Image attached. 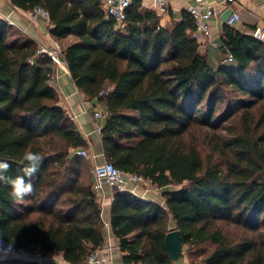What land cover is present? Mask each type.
I'll return each mask as SVG.
<instances>
[{
    "label": "trees",
    "instance_id": "trees-1",
    "mask_svg": "<svg viewBox=\"0 0 264 264\" xmlns=\"http://www.w3.org/2000/svg\"><path fill=\"white\" fill-rule=\"evenodd\" d=\"M102 1L11 4L43 6L57 40L75 35L62 57L105 113L104 158L162 189L163 204L114 190L110 228L122 263L182 264L164 245L179 229L185 251L214 245L202 264H264V40L223 23L217 46L200 50L187 10L163 26L155 8L131 0L118 26ZM38 47L0 17V160L14 178L26 152L42 157L32 195L17 202L0 184V237L62 262L0 264H85L105 241L93 175L76 153L90 143L58 103L56 64Z\"/></svg>",
    "mask_w": 264,
    "mask_h": 264
},
{
    "label": "crops",
    "instance_id": "crops-1",
    "mask_svg": "<svg viewBox=\"0 0 264 264\" xmlns=\"http://www.w3.org/2000/svg\"><path fill=\"white\" fill-rule=\"evenodd\" d=\"M141 2L143 5L157 10L161 18V25L163 26L169 25L173 19L179 20L182 10H186L188 5L200 2L212 6L215 10L216 14L209 20L214 33L221 32L223 23H225L221 16L227 8H231L239 13L240 18L234 26L240 31L250 33L256 27H264V0H238L236 3L230 5L225 0H167V5L162 10L154 0H141ZM0 17L30 37L38 46L50 47L57 41L49 32V22L43 19H32L29 15V10H22L13 6L11 0H0ZM74 39L75 35L69 34L57 42L63 43L65 46ZM207 47L205 46V49ZM53 84L58 93V103L68 112L81 135L90 143V151L95 162H102L104 158L100 134L95 130V125L103 124L104 117L95 118L92 109L98 106V104H95L93 100L85 98L84 94L77 89L65 63L56 67L53 75ZM126 189L133 191L142 198L155 200L161 204L164 203L162 195L159 199L152 198L149 192L150 189H141L132 184L128 185ZM113 192L114 189L108 183L102 184L101 195L98 199L101 203V216L106 226L104 228L105 241L99 249L98 258L100 259V263L104 264H123L121 260L122 253L117 248L116 238L110 228V210ZM2 256L0 254V258ZM46 260H54V258L49 257ZM56 261L62 262V260Z\"/></svg>",
    "mask_w": 264,
    "mask_h": 264
},
{
    "label": "built area",
    "instance_id": "built-area-1",
    "mask_svg": "<svg viewBox=\"0 0 264 264\" xmlns=\"http://www.w3.org/2000/svg\"><path fill=\"white\" fill-rule=\"evenodd\" d=\"M157 6L162 10L167 5V0H154ZM229 5L236 3L238 0H225ZM131 4V0H103L102 8L104 12L113 17L117 22L118 26L123 25V22L126 17V11ZM264 7V6H263ZM187 12L190 17L193 19V37L199 43V49H205V46H217V40L220 33H214L210 26V18L215 15V10L212 6L206 5L204 3H193L187 6ZM29 15L32 19H43L44 21L49 22V13L41 5H35L31 10H29ZM239 13L232 9L230 16L228 17L227 23L232 26L239 20ZM254 37L264 40V27H256L250 31ZM39 53L48 54L53 62L57 66H60L64 63L62 57V49L57 41H55L52 46H39ZM232 55L229 53L224 61L231 60ZM105 113L103 109L93 111V116L95 118L104 117ZM102 124H96L95 130L99 133ZM81 156H89L85 148H80L76 151ZM104 158V156H103ZM93 189L96 196L99 198L102 191V184L108 183L114 190H124L130 184L136 186L138 184H148L152 185L149 179H146L138 174L125 172L105 158L100 163H95L93 166ZM104 221V220H103ZM105 223V222H104ZM106 226V224H105ZM118 248V246H117ZM99 249L93 250V252L88 256L85 264H98L100 263ZM0 254L3 256H18L26 259H35L42 260L46 258H55L57 260H62L61 255L59 254H50L43 255L37 248L33 249H22L17 248L11 241L6 240L3 237H0Z\"/></svg>",
    "mask_w": 264,
    "mask_h": 264
},
{
    "label": "clouds",
    "instance_id": "clouds-1",
    "mask_svg": "<svg viewBox=\"0 0 264 264\" xmlns=\"http://www.w3.org/2000/svg\"><path fill=\"white\" fill-rule=\"evenodd\" d=\"M41 163L42 157L40 154L31 151L26 152L20 161L21 167L19 171L22 175H17L13 178L8 175L11 164L7 161L0 160V184L9 187V195L13 200L19 202L25 197L32 195L34 188L31 183V178L38 172Z\"/></svg>",
    "mask_w": 264,
    "mask_h": 264
},
{
    "label": "rangeland",
    "instance_id": "rangeland-1",
    "mask_svg": "<svg viewBox=\"0 0 264 264\" xmlns=\"http://www.w3.org/2000/svg\"><path fill=\"white\" fill-rule=\"evenodd\" d=\"M58 41V40H57ZM58 44L60 45V48L62 49L64 47V44L63 43H59ZM93 111L95 110H100L102 109V107L100 105L92 108ZM87 152H88V155L89 156H85V161H86V164H87V169H88V172L93 175V166L94 164L96 163L95 162V159L93 158L92 156V153H91V149L88 148L86 149ZM205 152H207V150H205ZM136 187H139L141 189H147L149 190L150 194L152 195V198H157L159 199V197L161 196V189L156 187V186H152V185H148V184H138L136 185ZM214 248V245L211 244V243H204L202 245H199L195 248H192L190 251H185V248H183V257L181 259V263L182 264H202V259L207 255L209 254ZM57 260L58 258L55 257L54 260ZM42 260H46V259H42Z\"/></svg>",
    "mask_w": 264,
    "mask_h": 264
},
{
    "label": "water",
    "instance_id": "water-1",
    "mask_svg": "<svg viewBox=\"0 0 264 264\" xmlns=\"http://www.w3.org/2000/svg\"><path fill=\"white\" fill-rule=\"evenodd\" d=\"M231 12L232 9L227 8V10L222 14L221 18L224 22L227 21ZM164 245L167 253L174 261L183 257L184 253L179 229H171L167 232L165 235Z\"/></svg>",
    "mask_w": 264,
    "mask_h": 264
}]
</instances>
